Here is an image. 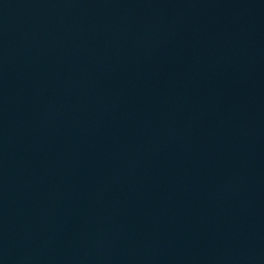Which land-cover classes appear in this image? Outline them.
Masks as SVG:
<instances>
[{"label":"water","instance_id":"water-1","mask_svg":"<svg viewBox=\"0 0 264 264\" xmlns=\"http://www.w3.org/2000/svg\"><path fill=\"white\" fill-rule=\"evenodd\" d=\"M0 264H264V0H0Z\"/></svg>","mask_w":264,"mask_h":264}]
</instances>
